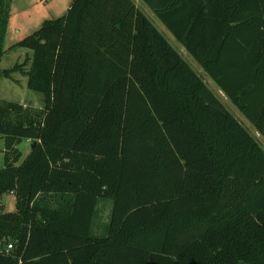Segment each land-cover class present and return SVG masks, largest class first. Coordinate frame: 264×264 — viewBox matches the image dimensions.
Wrapping results in <instances>:
<instances>
[{"label":"trees","instance_id":"1","mask_svg":"<svg viewBox=\"0 0 264 264\" xmlns=\"http://www.w3.org/2000/svg\"><path fill=\"white\" fill-rule=\"evenodd\" d=\"M142 1L264 137V0ZM13 47L0 73L43 105L0 100V264H264V148L132 0H72Z\"/></svg>","mask_w":264,"mask_h":264},{"label":"rangeland","instance_id":"2","mask_svg":"<svg viewBox=\"0 0 264 264\" xmlns=\"http://www.w3.org/2000/svg\"><path fill=\"white\" fill-rule=\"evenodd\" d=\"M71 1L72 0H63L62 7L66 4L68 8ZM1 2H8L9 12L6 30L4 33L3 54L0 62V68L1 70H3L11 68L15 63L22 62L25 58V55L30 54L29 50L26 48L9 47L17 43L23 37L37 30L44 20L56 18L59 15H55L57 13H54V11L50 9V7L52 6L51 3H56L57 0H53V2H50V0H1ZM147 17L158 30H163L168 42L173 46V48H175L177 52H179V46L176 44L175 40H169L168 34H166L165 32L166 29L160 22H158L159 20L155 18V16L150 15V13ZM181 56L188 62V64L194 69V71H196L201 77H203V80L205 82L212 84L211 87L213 88L214 92H216V86L214 82H212L210 76H208V74H206L204 71L198 70L199 66H197L194 61L190 59V57L186 55ZM187 57L192 62H189ZM192 64L195 65V68ZM26 83L27 76L22 72L13 71L8 77L0 73V100L16 101L24 106H28L31 108L42 107V94L27 88ZM224 106L258 141L260 146L264 148V137H262L261 135H256V129L243 116V114L228 100L226 103H224ZM3 147V139L0 136V166L2 165L3 160ZM18 147L22 153V159L29 152L30 142L28 140H23L18 145ZM0 200L1 203H4L6 211L15 210V197L13 196V194L5 193L2 198H0Z\"/></svg>","mask_w":264,"mask_h":264},{"label":"crops","instance_id":"3","mask_svg":"<svg viewBox=\"0 0 264 264\" xmlns=\"http://www.w3.org/2000/svg\"><path fill=\"white\" fill-rule=\"evenodd\" d=\"M62 1L63 0H57L56 3H51L52 6L50 7V9L52 11H54V13H57L55 15H63L66 11H67V6L65 4V6L63 5L62 7ZM134 2V4L136 5V7L142 11L144 14H146V16L152 15L155 16V18H157L163 26L166 29V34H168V38L169 40H175L176 44L179 46L180 50H179V54L180 55H186L188 57H190V59L192 61H194V63L199 66L198 70L200 71H204V69L200 66V64H198V62L192 57V55L187 51V49L183 46V44L177 40V38L172 34V32L169 30V28L166 26V23L164 20H162L146 3H144L142 0H132ZM50 2H53V0H50ZM144 3V5H143ZM70 5V4H69ZM69 7V6H68ZM59 13V14H58ZM62 13V14H61ZM58 17V16H57ZM173 21H176V18L173 19ZM159 31H161V33L163 34V36L166 38L164 32L162 29H160ZM173 38V39H171ZM187 57V59L189 60V62H192L189 58ZM195 68V65L192 64ZM194 70V69H193ZM205 72V71H204ZM206 73V72H205ZM212 80V79H211ZM212 82H214L212 80ZM206 84H208V87L211 89V91L217 96V98L223 103H226L227 100L229 102H231L229 100V98L227 97V95L223 92V90H221V88L214 82L215 86H216V92H214L213 88L211 87V83L205 82ZM217 93V94H216ZM223 103V105H224ZM254 127V126H253ZM256 135H260V133L256 130ZM98 213L96 214L95 217V221L93 223V230L96 233L99 234H103L105 232V230L107 229L108 226V218H109V211H110V203L108 201H104L101 200L98 204Z\"/></svg>","mask_w":264,"mask_h":264},{"label":"built area","instance_id":"4","mask_svg":"<svg viewBox=\"0 0 264 264\" xmlns=\"http://www.w3.org/2000/svg\"><path fill=\"white\" fill-rule=\"evenodd\" d=\"M8 247H10V245H8Z\"/></svg>","mask_w":264,"mask_h":264}]
</instances>
